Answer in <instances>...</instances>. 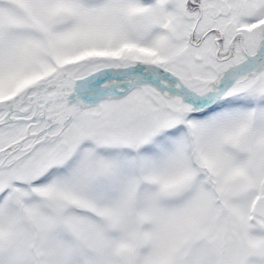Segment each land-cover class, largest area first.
I'll return each instance as SVG.
<instances>
[{"label":"snow or ice","instance_id":"1","mask_svg":"<svg viewBox=\"0 0 264 264\" xmlns=\"http://www.w3.org/2000/svg\"><path fill=\"white\" fill-rule=\"evenodd\" d=\"M0 264H264V0H0Z\"/></svg>","mask_w":264,"mask_h":264}]
</instances>
